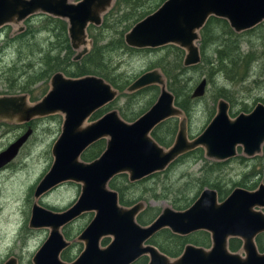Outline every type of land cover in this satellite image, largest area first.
Instances as JSON below:
<instances>
[{
    "label": "water",
    "instance_id": "1",
    "mask_svg": "<svg viewBox=\"0 0 264 264\" xmlns=\"http://www.w3.org/2000/svg\"><path fill=\"white\" fill-rule=\"evenodd\" d=\"M115 1L0 0V29L16 25L21 32V24L37 14L63 19L68 24L71 47L78 51L74 60L79 61L90 51L88 27L100 26ZM211 17L226 20L234 32L242 33L264 22V0H166L132 27L125 42L136 49L180 47L186 52L184 65L196 66L202 60L200 32ZM50 84L48 93L35 104H30L27 95L0 97L3 120L29 123L39 117L64 116L62 132L52 147L53 164L39 183L36 198L66 182L82 185L77 201L63 212L34 205L30 227L50 229L49 237L33 257L34 264H68L60 258L69 245L61 228L88 212L95 216L79 236L85 247L71 264H133L143 256L149 257L148 264H264V253L256 244V238L264 233V213L255 210L264 208V185L255 192L237 188L222 202L216 191L206 189L186 210L166 207L145 227L136 220L144 203L124 207L118 193L109 188V182L120 174H127L131 183L141 181L163 172L180 156L198 147L204 148L207 158L216 161L234 158L238 147L246 156H256L264 144L263 104L232 118L229 103L221 99L216 116L191 140L184 113L159 70L142 74L127 89L134 93L152 85L160 87L156 103L133 123L124 121L114 110L86 124L94 113L118 97V91L101 77L69 78L58 72ZM206 87L207 80L203 79L193 97H203ZM173 117L183 118L173 145L166 149L152 137V132ZM32 134L30 127L0 152V169L17 158ZM101 139H107L105 151L98 159L84 162L82 155ZM163 229L180 236L206 231L211 235L212 246L206 250L188 245L180 257L172 259L155 246L145 245ZM107 236H112L113 241L101 248L100 242ZM231 238L243 241L244 256L230 251ZM5 264L18 261L12 257Z\"/></svg>",
    "mask_w": 264,
    "mask_h": 264
},
{
    "label": "rangeland",
    "instance_id": "2",
    "mask_svg": "<svg viewBox=\"0 0 264 264\" xmlns=\"http://www.w3.org/2000/svg\"><path fill=\"white\" fill-rule=\"evenodd\" d=\"M116 3L117 0L111 9L116 6ZM21 25L24 27V30L21 31L23 33L27 28L25 21ZM18 28L16 25H6L0 30L2 31L0 32V97L27 95L30 104H35L48 93L51 88V80H41L36 85L33 84L36 80V73L47 69L48 65L43 64V60L40 58L42 56L39 57L40 54H35V59L33 58L32 48L36 47L38 49L40 47L42 50L50 48L51 40L47 34H41L38 37L37 45L34 40L27 38L25 40H18L10 48L6 47L5 44L7 42L14 41L18 35L22 34H16L19 30ZM88 29L90 28L88 27ZM88 29L89 48L91 49L92 41L89 37ZM216 33L215 36H218V32ZM103 34L106 36L104 40L105 44L111 40L112 34L106 31ZM244 38L246 40L242 43L241 49L245 53L252 50L253 47L249 42L252 41L260 55V58L256 60L258 64L255 65V68L253 67L251 78L233 85V83L230 82L229 84V81H226L224 73L219 72L214 82L210 83L207 77L201 73V70H190L179 78L180 85L189 86L191 83L193 85V92L203 79L207 80L205 95L200 98H194L196 101L195 107L190 116L184 114L187 117L188 135L190 138L200 135L214 118V114L217 113L218 101L214 103L213 97L216 95L218 89L222 87L228 88L227 84H229L230 91L234 93L233 100L229 102L231 105L230 112L233 114L231 115L232 118L237 117V115L234 116L235 113L246 112L243 109L252 110L257 103L258 97H264V81H262L264 79V22L255 27L247 35H244ZM198 44L200 46V41ZM214 48H216L215 43L209 47V55L210 53L212 54ZM115 51L112 54L111 67L116 68L117 73L122 74L130 83L135 81V78L139 77V75L141 76L144 72L153 70L162 72L154 64L160 56L165 55L167 52L129 53L123 52L120 49ZM75 52L78 53V51ZM43 53L45 51H41V55ZM48 53H50L52 58L58 56L53 50ZM58 58L59 60H63L65 55L61 54ZM31 59L33 61H30ZM184 67L186 66L184 65ZM261 72H263L262 80L255 83L254 80ZM6 76H9V80L16 84L15 88L11 87L13 83H8L9 80ZM195 79L197 80L196 83L193 82ZM24 86L28 87L27 91L22 90ZM156 88L158 90L152 89L135 97L132 105L127 109L133 112H147L160 95V87L157 86ZM125 93L129 94L127 91ZM126 99L125 97L120 100L116 99L108 107L99 111H103L102 114H104L108 109L124 108L126 107L124 105ZM213 109L215 110L213 111ZM63 120L64 116L57 114L35 118L30 124H18L16 121L11 122L6 120L0 122V152L4 151L30 127L33 129L32 136L23 146L17 158L11 165L0 171V264H4L11 257H16L19 264H33L32 258L34 254L47 239L50 232L49 229L30 228L31 212L34 203L39 202L45 208H56L62 211L67 209L72 203H75L81 194L82 185L69 182L53 189L43 198H35L36 187H38L42 177L50 170L53 164L52 147L62 132ZM174 120L177 121H172V124H176L179 129L181 118H175ZM159 133L164 136V128ZM103 140L107 144V139ZM174 141L175 139L169 145H165L164 148L169 149ZM246 159L240 147L237 157L230 159L226 164H220L221 166H218L219 169H213V172L209 173L207 178L213 182H219L230 191L236 187H241V184L245 183H248V185L264 183V166L256 162L260 159L253 161H246ZM213 163L219 162L205 157L204 160L188 157L172 167L167 176L159 174L153 178L150 176L143 179L145 182L139 184L131 191L125 192V199L129 201L140 200L145 203L146 208L155 209L159 212H162L166 207L180 210L174 207L173 201L186 199L180 202V204H184L187 198L196 196L199 187L193 178L202 177L204 175L202 168ZM123 181L125 180H117L118 185L122 186L121 182ZM109 188L114 190L110 186ZM114 191L118 192L117 190ZM142 194L143 196L140 198ZM193 203L191 202L187 208ZM91 215L93 213H89L85 218L83 216L84 219L82 218L79 222L65 228V232L70 235L69 241L72 243L71 250L68 252L72 258H75L83 248V244L77 241L76 238L88 223Z\"/></svg>",
    "mask_w": 264,
    "mask_h": 264
},
{
    "label": "trees",
    "instance_id": "3",
    "mask_svg": "<svg viewBox=\"0 0 264 264\" xmlns=\"http://www.w3.org/2000/svg\"><path fill=\"white\" fill-rule=\"evenodd\" d=\"M74 1L79 2L81 0ZM165 1L166 0H117L116 6L104 16L103 22L100 26H89L90 29L88 30L89 37L92 41V48L90 49L88 54L82 57L79 61L73 60L77 53L71 47L67 22L63 19L56 18L50 15L38 14L25 20V24L27 26L26 30L23 33L21 32L22 34L18 35L14 41L7 42L5 46L10 48V46L15 44L18 40H25L27 38H30L29 40H34L35 44L37 45L38 37L41 34H47L51 40L50 48L44 50H42L40 47L38 49H36V47L32 48L33 58L36 56L35 54H40L39 57L42 56L40 58L41 60H43V64L48 65L47 69L42 70V72L36 73V80L33 82V84L36 85L41 80L48 81L57 72H63L66 76L71 78H81L85 76L101 77L108 83H110L112 87H114L119 92L117 100H120L123 97L127 98L124 103L126 107H119L118 109L121 116L126 121H134L145 113V111L133 112L127 109L132 105L133 99L142 93L151 91L152 89H157V86L153 85L141 91L126 94L125 91L134 81L130 83L122 74L117 73L116 68L111 67L112 54L116 52L115 50L119 49L123 52L125 51L129 53L167 51L165 55H162L158 58L154 65L156 66V68H160L162 70V73L166 77L168 90L175 96L176 105L183 110L184 114L190 116L191 112L194 110L196 102L193 97V85H191V83L189 84V86L180 85L179 78L181 76L185 75L190 70H201V73L206 76L208 81L211 83L214 82L216 75L220 72L224 73L226 81H229V84L231 82L234 85L236 83L246 81L248 78L252 77L253 67L255 68V65L258 64V61L256 60L260 58V55L255 44L252 41H249L251 43L250 45L253 47L252 50L245 53L241 49L242 43L246 40L244 38V35H247L254 28L242 33H236L231 29L229 23L226 20L216 17H211L200 32V49L202 60L201 63L196 66L184 67L186 52L180 47L174 45H168L166 47L158 49H136L129 47L125 42V35L132 29L134 23L136 24L150 14L154 13ZM2 29L3 28H1L0 30ZM105 31L112 34V38L109 42L104 44L106 36L103 33ZM216 32H218V36H215V34H217ZM33 43L31 44V47ZM214 43L216 45V48H214L212 54L210 53L209 55V47ZM52 50L53 52H56L58 56L64 54L65 58L63 60H59L58 56L56 58H52L50 53H48ZM41 51H45V53L41 55ZM30 61H33V59H31ZM262 76L263 72L259 73L254 82L257 83ZM6 78L9 80L10 77L6 76ZM137 78L138 77H136L135 79ZM193 82L196 83L197 80L195 79ZM8 83H13V86L11 85V87H16V84L13 81L11 82L9 80ZM229 84H227L228 88L222 87L217 90L216 95L213 97L214 103H216L220 99H225L229 102L233 100L232 97L234 96V93L230 91ZM27 89V86H24L22 88V90L24 91H27ZM214 110L215 109H213V111ZM243 111L249 112L247 109H243ZM102 112L103 111L96 112L93 116V119L100 118ZM238 114L235 113L234 116ZM172 121L177 120H168L156 127L152 132V137L164 147L165 145H169L175 139L178 133L177 125L172 124ZM163 128L165 131L164 136L159 133ZM105 149L106 142L104 140H100L93 144L82 155V160H84L85 162H92L100 157ZM188 157H193L196 160H204V151L203 149L198 148L195 151L180 157L172 167ZM220 164L226 163H213L207 167L202 168V172L204 173V175L202 177L193 178L194 182H197L199 187L197 195L193 196L192 198H187V201L184 204H180V202L186 199H183L181 201L174 200V207L180 210L187 208V206L191 202H194L196 197H198V195L205 188L216 189L221 199H223L225 195H228V193H230V190L221 185L219 182H213L212 180L207 178V175L209 173H212L213 169H219V167L221 166ZM172 167H170L165 172L163 171L151 176L152 178L158 176L159 174H164L167 176L170 173V169ZM127 177L128 176L126 174H121L112 179L109 183V186L112 189L118 191L120 202L124 206H130L140 201L126 200L125 192L131 191L139 184L145 182V180H141L136 183H130ZM120 179L125 180L121 182L122 186H119L117 183V180ZM243 185L248 186V183H245ZM253 186L254 185H251V187ZM142 196L143 194L140 196V198ZM160 213L161 212L155 209L146 208L138 216V223H140L142 226L149 225L159 216ZM66 235L69 236L68 233H66ZM163 240L164 244H161ZM167 241L171 243V247H168L166 245ZM150 243L158 247V249L162 253L166 254L170 258H177L182 254L185 246L189 243H193L198 246L209 247L210 235L206 232H198L193 235L183 237L173 234L169 229H164L155 237H153L150 240ZM257 245L260 252H264V234L260 235L257 238ZM241 246L242 241L240 239L233 238L229 242V247L232 252L238 251ZM63 258L67 261L71 260V256L69 255V253H65L63 255ZM147 262V258L143 257L134 264H147Z\"/></svg>",
    "mask_w": 264,
    "mask_h": 264
},
{
    "label": "flooded vegetation",
    "instance_id": "4",
    "mask_svg": "<svg viewBox=\"0 0 264 264\" xmlns=\"http://www.w3.org/2000/svg\"><path fill=\"white\" fill-rule=\"evenodd\" d=\"M18 29H19V28H18ZM19 33H21V32H19V30H18V31L16 32V34H19ZM73 60H74V58H73ZM61 73H62V72H61ZM63 74H64V73H63ZM143 74H144V73H143ZM64 75H65V74H64ZM163 75H164V74H163ZM53 76H54V75H53ZM53 76H52V77H53ZM65 76H66V75H65ZM66 77H67V76H66ZM139 77H140V76H139ZM50 80H51V79H50ZM260 80H262V79L260 78ZM260 80H259V81H260ZM262 81H264V79H263ZM152 86H153V85H152ZM155 86H157V85H155ZM149 87H150V86H149ZM147 88H148V87H147ZM127 89H128V88H127ZM144 89H145V88H144ZM141 90H143V89H141ZM141 90H139V91H141ZM126 91H127V90H126ZM127 93H128V92H127ZM118 95H119V92H118ZM159 96H160V95H159ZM158 98H159V97H158ZM220 100H221V99H220ZM220 100H219V101H220ZM223 100H225V99H223ZM258 100H260V101H258ZM258 100H257V103L255 104L254 108H255L258 104H260V103L264 105V97H258ZM115 101H116V100H115ZM115 101H113V102H115ZM219 101H218V102H219ZM225 101H227V100H225ZM113 102H112V103H113ZM227 102L229 103V101H227ZM155 103H156V102H155ZM155 103H154V104H155ZM110 104H111V103H110ZM110 104H108V105L105 106V107H108ZM154 104H153V105H154ZM153 105H152V106H153ZM229 105H230V103H229ZM152 106H151V107H152ZM217 106H218V105H217ZM230 106H231V105H230ZM105 107H103V108H105ZM103 108H102V109H103ZM254 108H253V109H254ZM253 109H252V110H253ZM100 110H101V109H100ZM115 110L118 111V113L120 114V112H119L118 109H115ZM181 110H182V109H181ZM252 110H250V111L247 112V113H250ZM98 111H99V110H98ZM98 111H97V112H98ZM111 111H114V109H113V110H112V109L108 110L107 112H105L104 114H102L101 117H103L105 114H107V113H109V112H111ZM182 111H183V110H182ZM145 113H146V112H145ZM145 113H144V114H145ZM183 113H184V112H183ZM229 113H230V111H229ZM241 113H246V112H240L239 114H241ZM94 114H95V113H94ZM94 114H93V115L87 120L86 124L92 123V122H94V121H96V120H98V119L101 118V117H100V118H98V119H93ZM216 114H217V113H216ZM216 114H215V116H216ZM239 114H238V115H239ZM54 115H57V114H54ZM142 115H143V114H142ZM238 115H237V116H238ZM50 116H53V115H50ZM120 116H121V114H120ZM215 116H214V117H215ZM230 116H231V114H230ZM47 117H48V116H47ZM140 117H141V116H140ZM140 117H139V118H140ZM183 117H184V118L186 119V121H187V117H185L184 114H183ZM183 117H182V118H183ZM39 118H43V117H39ZM121 118H122L124 121H126L122 116H121ZM139 118H138V119H139ZM175 118L180 119L181 117H173V118H170V119H168V120L175 119ZM182 118H181V120H182ZM136 120H137V119H136ZM136 120H134V121H126V122H128V123H133V122H135ZM168 120H167V121H168ZM3 121H5V120L0 119V122H3ZM6 121H9V120H6ZM211 121H212V120H211ZM11 122H13V121H11ZM165 122H166V121H165ZM165 122H163V123H165ZM180 122H181V121H180ZM163 123H161V124H163ZM18 124H30V122H29V123H18ZM161 124H160V125H161ZM158 126H159V125H158ZM158 126H157V127H158ZM179 126H180V123H179ZM187 126H188V124H187ZM154 130H155V129H154ZM154 130H153V131H154ZM178 131H179V129H178ZM187 131H188V134H189V129H188V127H187ZM22 134H23V133H22ZM31 136H32V135H31ZM176 136H177V135H176ZM19 137H20V136H19ZM19 137H18V138H19ZM188 137H189V135H188ZM18 138H17V139H18ZM58 138H59V137H58ZM194 138H196V137H193V138H190V137H189V139H191V140L194 139ZM17 139H16V140H17ZM175 139H176V137H175ZM16 140H15V141H16ZM101 140H103V139H101ZM15 141H14V142H15ZM56 141H57V140H56ZM56 141H55V142H56ZM11 144H12V143H11ZM94 144H95V143H94ZM106 146H107V144H106ZM161 146H162V145H161ZM163 147H164V146H163ZM89 148H90V147H89ZM89 148H88V149H89ZM198 148L203 149V151H204V157L207 158V157H206V152H205L204 148H202V147H198ZM198 148H196V149H198ZM239 148H240V147L237 148V155H238V150H239ZM88 149H87V150H88ZM196 149H194V150H192V151H190V152H193V151H195ZM87 150H86V151H87ZM20 151H21V150H20ZM86 151H85V152H86ZM104 151H105V150H104ZM190 152H188V153H190ZM188 153H186V154H188ZM19 154H20V153H19ZM186 154H184V155H186ZM242 154H244V153H243V150H242ZM184 155H182V156H184ZM237 155H236L235 157H237ZM52 156H53V155H52ZM100 156H101V155H100ZM182 156H180V157H182ZM180 157H179V158H180ZM244 157H245V159L247 158L246 161H253V160H255V159H260V160H258V161H256V162H258V163L262 164V166H264V162H263V161H264V144H263L262 147H261V152L258 153L256 156H254V157H248V156H246V155L244 154ZM81 158H82V157H81ZM98 158H99V157H98ZM98 158H97V159H98ZM179 158H178V159H179ZM178 159H177V160H178ZM207 159H209V158H207ZM231 159H232V158H231ZM95 160H96V159H95ZM177 160H175L173 163H171V164H170V165L164 170V172H165L166 170H168L170 167H172V166L175 164V162H176ZM211 160H212V159H211ZM13 161H14V160H13ZM13 161H12L10 164H8L7 166H5L4 168H7L9 165H11V164L13 163ZM83 161H84V160H83ZM214 161H216V160H214ZM229 161H230V159H229V160H225V161H216V162H219V163H228ZM84 162H85V161H84ZM87 163H88V162H87ZM4 168L0 169V171L3 170ZM159 173H161V172H159ZM46 174H47V173H46ZM46 174H45V175H46ZM155 174H156V173H155ZM45 175H44V176H45ZM120 175H121V174H120ZM126 175H127V174H126ZM44 176L42 177V179L44 178ZM116 177H117V176H116ZM114 178H115V177H114ZM114 178H113V179H114ZM146 178H147V177H146ZM42 179H41V180H42ZM128 179H129V178H128ZM142 180H143V179H142ZM129 182H130V181H129ZM138 182H139V181H138ZM66 183H69V182H66ZM66 183H63V184H66ZM109 183H110V182H109ZM130 183H131V182H130ZM135 183H136V182H135ZM63 184H61V185H63ZM61 185H59V186H61ZM242 185H243V184H241V187H236L235 189H237V188H242V189H245V190L250 191V192H255V191H258L259 188H260V186H261V185H264V183H260V184H258V183H254V184H252V185H254L253 187H251V185H248L249 187H248V186H245V185L242 186ZM59 186H57V187H55V188H53V189H56V188H58ZM246 187H247V188H246ZM248 188H249V189H248ZM36 189H37V187H36ZM36 189H35V191H36ZM53 189H52V190H53ZM206 189H210V190H214V191H216L217 194H218V199H219L220 202L224 201V200H225V199H226V198H227V197H228V196H229V195L235 190V189H233L232 191H230V193H229L224 199H221V198H220V195H219V193H218V191H217L216 189L205 188L204 190H206ZM52 190H50V191H52ZM204 190H203V191H204ZM50 191H49V192H50ZM203 191H202V192H203ZM49 192H47L46 194L42 195L41 197L43 198L45 195L49 194ZM202 192H201V193H202ZM117 193H118V192H117ZM201 193H200V194H201ZM199 196H200V195H199ZM199 196H198V198H199ZM41 197L36 198V196H35L36 199H40ZM118 197H119V194H118ZM198 198H197V199H198ZM197 199H196V200H197ZM196 200H195V201H196ZM195 201H194V202H195ZM140 202H141V201H138V202H136L135 204H133L132 206H134V205H136L137 203H140ZM119 203H120V205H122L121 202H120V197H119ZM142 203H144V202H142ZM35 204H38L39 206L43 207L42 205L39 204V202L34 203V205H35ZM34 205H33V207H34ZM73 205H74V203H72L68 208H70V207L73 206ZM144 205H145V203H144ZM122 206H124V205H122ZM132 206H124V207H132ZM33 207H32V211H33ZM43 208H45V207H43ZM68 208H67V209H68ZM188 208H189V207H188ZM45 209L50 210V211H53V212H63V211H65V210H67V209H65V210H62V211H61V210L56 209V208H52L53 210H52V209H48V208H45ZM145 209H146V205L144 206V209L138 214V216H139V215H140ZM186 209H187V208L182 209V210H177V211H184V210H186ZM255 210H256V211H262V212L264 213V208L256 207ZM89 213H91V214L93 213V215L90 216V219H89L88 223H87L86 226L80 231V234H79V235L77 236V238H76L77 241H79L80 243L83 244V248L81 249V252H80L75 258H72V257H71V260H69V261L64 260L63 255H64L65 253H68V252L71 250V246H72L71 241H69V240H70V235H69V236L66 235L65 228H68V227L72 226L74 223L79 222L80 220H82L83 216H84V218H85V217H87V215H88ZM85 215H86V216H85ZM159 215H160V214H159ZM94 216H95V213H94V212H88V213H85V214H83L82 216H80L79 218H77V219H75V220L69 222L68 224L64 225V226L61 228V233H62V235L64 236L65 241L69 243L68 247L65 248V249L62 251L61 255H60V258H61V260H62L63 262L68 263V264H71V263L75 262V261L79 258V256L81 255V253H82V251L84 250V247H85L84 242H82V241L79 240V236H80L81 233L86 229V227L91 223V221L93 220ZM138 216H137V218H138ZM31 217H32V212H31ZM84 218H83V219H84ZM137 218H136V220H137ZM30 220H31V219H30ZM137 222H138V220H137ZM151 223H152V222H151ZM151 223H150V224H151ZM139 224H140V223H139ZM150 224H149V225H150ZM140 225H141V224H140ZM141 226H142V225H141ZM146 226H148V225H146ZM144 227H145V226H144ZM30 228H32V227H30ZM32 229H35V228H32ZM36 229H44V228H36ZM47 229H49V228H47ZM49 230H50V229H49ZM163 230H164V229H163ZM163 230H162V231H163ZM160 232H161V231H160ZM160 232H158V233H160ZM198 232H206V231H198ZM198 232H194L193 234L198 233ZM158 233H156L153 237H155ZM206 233H208V232H206ZM173 234H174V233H173ZM193 234H190V235H193ZM208 234L210 235V233H208ZM262 234H264V233H261L260 235H262ZM49 235H50V232H49ZM49 235H48V237H49ZM175 235H176V234H175ZM190 235H187V236H190ZM260 235H259V236H260ZM178 236H180V235H178ZM259 236H258V237H259ZM48 237H47V238H48ZM153 237H151L150 240H151ZM183 237H184V236H183ZM258 237H257V238H258ZM257 238H256V244H257ZM231 239H233V238H231ZM231 239H230V240H231ZM236 239H240V238H236ZM46 240H47V239H46ZM46 240H45V241H46ZM150 240H149L145 245H149V244L152 245V244L150 243ZM230 240H229V242H230ZM240 240H241V239H240ZM45 241H44V243H45ZM105 241H106V242H105ZM112 241H113V237H112V236L104 237V238L101 240V242H100V246H101V248H105V247L109 246V244H110ZM241 241H242V240H241ZM44 243H43V244H44ZM43 244H42V245H43ZM161 244H164V240H163V242H161ZM42 245H41V246H42ZM166 245H167L168 247H171V243L168 242V241H167ZM188 245H193V246H196V247H202V248H204V249H206V250H209V249L211 248V246H212L211 235H210V246H209V247H203V246L195 245V244H193V243H189V244H187V245L185 246V248H186ZM41 246H40V248H41ZM153 246H155V245H153ZM228 246H229V244H228ZM242 246H243V241H242ZM242 246H241V248H240L238 251L233 252V253H240L242 256H244V253H243V251H242ZM155 247H156V246H155ZM257 247H258V245H257ZM40 248H39V249H40ZM156 248L158 249V247H156ZM185 248H184V250H185ZM39 249L37 250V252L39 251ZM229 249H230V247H229ZM158 250H159V249H158ZM258 250H259V248H258ZM159 251H160V250H159ZM230 251H231V250H230ZM259 251H260V250H259ZM37 252H36V253H37ZM160 252H161V251H160ZM183 252H184V251H183ZM183 252H182V254H183ZM231 252H232V251H231ZM36 253H35V254H36ZM261 253H264V252H261ZM35 254H34V256H35ZM182 254H181V255H182ZM165 255H166V254H165ZM181 255H180V256H181ZM34 256H33V257H34ZM180 256H179V257H180ZM143 257H144V258H147V260H148L147 264H148V263H149V257H147V256H143ZM143 257H141V258H143ZM168 257H169V256H168ZM11 258H12V257H11ZM11 258H9V259H11ZM14 258H16V257H14ZM141 258H140V259H141ZM177 258H178V257H177ZM177 258H172V259H177ZM9 259H8V260H9ZM16 259H17V258H16ZM140 259H138L137 261H139ZM8 260H7V261H8ZM7 261H5L4 264H5ZM17 261H18V259H17ZM137 261H136V262H137ZM136 262H134V263H136ZM32 263H33V258H32ZM134 263H133V264H134ZM18 264H19V261H18ZM33 264H34V263H33Z\"/></svg>",
    "mask_w": 264,
    "mask_h": 264
},
{
    "label": "bare ground",
    "instance_id": "5",
    "mask_svg": "<svg viewBox=\"0 0 264 264\" xmlns=\"http://www.w3.org/2000/svg\"><path fill=\"white\" fill-rule=\"evenodd\" d=\"M75 61V60H74Z\"/></svg>",
    "mask_w": 264,
    "mask_h": 264
}]
</instances>
